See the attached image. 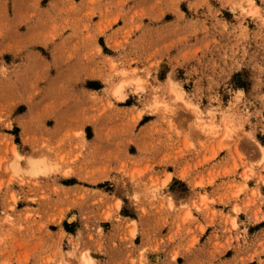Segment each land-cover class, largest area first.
I'll list each match as a JSON object with an SVG mask.
<instances>
[{
    "label": "rangeland",
    "instance_id": "374dc122",
    "mask_svg": "<svg viewBox=\"0 0 264 264\" xmlns=\"http://www.w3.org/2000/svg\"><path fill=\"white\" fill-rule=\"evenodd\" d=\"M248 1L0 0V264H264Z\"/></svg>",
    "mask_w": 264,
    "mask_h": 264
},
{
    "label": "bare ground",
    "instance_id": "6f19581e",
    "mask_svg": "<svg viewBox=\"0 0 264 264\" xmlns=\"http://www.w3.org/2000/svg\"><path fill=\"white\" fill-rule=\"evenodd\" d=\"M251 4V1L249 0L248 1V5ZM253 11V10H252ZM254 13V12H252ZM171 83V82H169ZM125 82L121 81L119 82L115 87L114 89H112V96L116 97V99L118 101H122L124 99V95L122 93V90L125 86ZM171 93L174 94L176 96V99H180L181 98V90H179L178 88H176L175 86H172L171 85ZM12 152L14 153V155L17 157V159L19 158L18 154L15 152V150L13 149ZM166 182V179L164 180V182L162 184H164ZM116 206H117V203H116ZM133 233V232H132ZM81 262L83 264H91V262H93L90 258L86 257L85 255H82L81 258H80Z\"/></svg>",
    "mask_w": 264,
    "mask_h": 264
},
{
    "label": "crops",
    "instance_id": "0c3cea01",
    "mask_svg": "<svg viewBox=\"0 0 264 264\" xmlns=\"http://www.w3.org/2000/svg\"><path fill=\"white\" fill-rule=\"evenodd\" d=\"M93 261V260H92Z\"/></svg>",
    "mask_w": 264,
    "mask_h": 264
}]
</instances>
